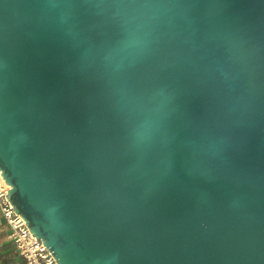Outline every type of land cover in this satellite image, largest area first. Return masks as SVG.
Segmentation results:
<instances>
[{
  "label": "water",
  "instance_id": "water-1",
  "mask_svg": "<svg viewBox=\"0 0 264 264\" xmlns=\"http://www.w3.org/2000/svg\"><path fill=\"white\" fill-rule=\"evenodd\" d=\"M0 170L58 264H264V0H0Z\"/></svg>",
  "mask_w": 264,
  "mask_h": 264
},
{
  "label": "built area",
  "instance_id": "built-area-1",
  "mask_svg": "<svg viewBox=\"0 0 264 264\" xmlns=\"http://www.w3.org/2000/svg\"><path fill=\"white\" fill-rule=\"evenodd\" d=\"M0 170V211L11 227L10 239L26 264H58L43 240L33 236L24 217L16 213L6 195L11 188Z\"/></svg>",
  "mask_w": 264,
  "mask_h": 264
},
{
  "label": "crops",
  "instance_id": "crops-1",
  "mask_svg": "<svg viewBox=\"0 0 264 264\" xmlns=\"http://www.w3.org/2000/svg\"><path fill=\"white\" fill-rule=\"evenodd\" d=\"M11 227L0 211V264H26L10 239Z\"/></svg>",
  "mask_w": 264,
  "mask_h": 264
}]
</instances>
